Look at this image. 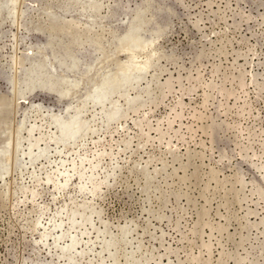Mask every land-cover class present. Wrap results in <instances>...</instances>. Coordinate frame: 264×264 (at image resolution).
I'll return each instance as SVG.
<instances>
[{
  "label": "rangeland",
  "instance_id": "374dc122",
  "mask_svg": "<svg viewBox=\"0 0 264 264\" xmlns=\"http://www.w3.org/2000/svg\"><path fill=\"white\" fill-rule=\"evenodd\" d=\"M0 264H264V0H0Z\"/></svg>",
  "mask_w": 264,
  "mask_h": 264
}]
</instances>
